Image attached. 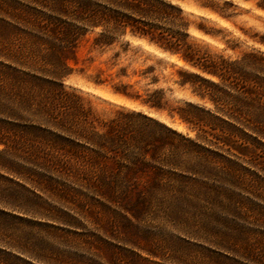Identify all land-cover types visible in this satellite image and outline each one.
Here are the masks:
<instances>
[{"label":"rangeland","instance_id":"1","mask_svg":"<svg viewBox=\"0 0 264 264\" xmlns=\"http://www.w3.org/2000/svg\"><path fill=\"white\" fill-rule=\"evenodd\" d=\"M61 1L0 0V264H264V132L227 117L232 126L201 131L148 113L86 80L83 46L73 74L53 83L46 26L67 18ZM173 1L199 14L198 0ZM232 1L240 18L213 19L238 50L264 52L239 30L264 33L259 0ZM180 98L213 108L188 91L170 100ZM140 109L187 141L118 172L120 157L79 133L102 134Z\"/></svg>","mask_w":264,"mask_h":264},{"label":"trees","instance_id":"2","mask_svg":"<svg viewBox=\"0 0 264 264\" xmlns=\"http://www.w3.org/2000/svg\"><path fill=\"white\" fill-rule=\"evenodd\" d=\"M193 7L199 14L186 13L173 0L61 1L58 8L65 9L67 18L50 19L46 26L47 73L53 83L62 84L73 74L69 62L77 64L83 46L86 67L94 71L86 80L109 85L112 94L137 102L148 113H166L201 131L215 130L220 123L232 126L227 117L264 132V52L238 50L213 19L233 22L242 13L232 0H198ZM255 8L264 12V0ZM239 30L246 40L264 46V33ZM227 50L234 56H226ZM94 51L97 58L89 56ZM184 91L213 108L189 98L170 100ZM148 113L130 110L111 119L102 134L80 132V138L96 152L119 156L118 172L147 164L146 155L155 159L160 145L178 148L187 141Z\"/></svg>","mask_w":264,"mask_h":264}]
</instances>
